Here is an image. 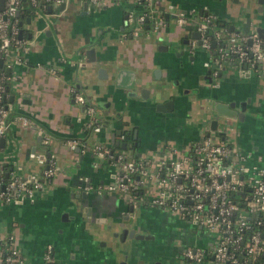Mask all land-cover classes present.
Listing matches in <instances>:
<instances>
[{
  "label": "crops",
  "instance_id": "0c3cea01",
  "mask_svg": "<svg viewBox=\"0 0 264 264\" xmlns=\"http://www.w3.org/2000/svg\"><path fill=\"white\" fill-rule=\"evenodd\" d=\"M143 1L51 0L45 10L34 8L22 16L23 47L2 59L9 125L0 143L1 170L41 176L44 164L34 154L44 148L58 166L33 201L0 202V238L17 230L30 253L24 255L28 264H45L42 253L48 244L52 264H184L178 256L181 248L212 247L214 235L204 227L138 198L132 203L124 193L95 189L111 179L114 168L96 156L92 146L100 142L112 147L117 129L135 134L134 156L140 157L153 156L149 151L165 155L172 146L185 149L212 131L233 144L224 126L230 122L240 144L235 146L250 154L247 163L264 165V60L248 75H241L238 66H225L208 81L204 61L209 51L197 48L190 53L182 43L186 37L198 38L200 11L240 33L264 28V0ZM28 5L29 0L21 6ZM145 10H150L149 19L132 35L137 24L128 20V12L137 16ZM178 10L187 18L182 25L176 20V27L172 19ZM153 17L160 23L155 32L150 30ZM92 48L95 57L88 60L86 51ZM144 87L148 93L141 91ZM75 92L96 106L99 131L88 126ZM167 99H173L171 110L156 109L157 102ZM231 101L238 111L246 101L242 119L216 113V102ZM20 116L28 122L22 123ZM214 118L216 129L210 126ZM39 127L50 138L47 146ZM73 138L77 146L70 148ZM126 151L131 153L130 146ZM130 211L139 232L149 234L134 243L131 252L128 239L120 242L112 235ZM208 256L188 264H219Z\"/></svg>",
  "mask_w": 264,
  "mask_h": 264
},
{
  "label": "built area",
  "instance_id": "2783aa9c",
  "mask_svg": "<svg viewBox=\"0 0 264 264\" xmlns=\"http://www.w3.org/2000/svg\"><path fill=\"white\" fill-rule=\"evenodd\" d=\"M46 1L51 0H29L38 9L45 7ZM89 1L98 4L104 0ZM114 1L140 3L143 0ZM147 1L149 5L150 0ZM21 3L22 0H4V7H0L2 59L11 51L19 52L23 47L21 38H16L19 36L17 15ZM127 17L137 24L131 34L138 35L150 17V10L137 16L128 12ZM186 18V12L178 10L176 20L180 25L186 23ZM215 19L213 14L200 11L197 24L199 36L191 40L192 47L199 42L202 48L209 51L210 56L204 64L210 66L211 74L217 75L225 66H238L241 75H248L252 69L258 70L264 60V35H259L257 31L240 33L227 24L215 25ZM159 26L160 23L153 17L152 27L157 29ZM74 96L78 103L84 104L88 126L92 131H99L101 124L95 106L87 104L78 92ZM6 104V87L1 76L0 137L9 125ZM19 119L24 124L28 122L24 116ZM39 130L42 133L41 142L47 146L50 138L43 135L42 128L39 127ZM68 146L76 147V139L69 140ZM92 150L114 168L108 182L95 185L98 192L124 193L130 200L138 198L212 232L214 236L210 249L188 247L185 250V255L194 262H203L211 255L215 263L253 264L257 261L264 264V260H256L264 254V165L247 163L250 154H245L225 137L207 133L185 149L172 146L165 155L156 157L131 156L126 151L113 150L110 145L100 142L95 143ZM34 156L44 164L41 176L7 174L5 176L9 177L5 179L0 168L1 203L22 202L24 199L33 201L36 190L42 188L45 180L57 171L54 155L45 148ZM89 184L87 181V187ZM51 251L52 247L48 244L43 255L45 264H52ZM0 264H28L13 232L0 238Z\"/></svg>",
  "mask_w": 264,
  "mask_h": 264
},
{
  "label": "flooded vegetation",
  "instance_id": "af4514ba",
  "mask_svg": "<svg viewBox=\"0 0 264 264\" xmlns=\"http://www.w3.org/2000/svg\"><path fill=\"white\" fill-rule=\"evenodd\" d=\"M150 30L152 31V32H155V31H158L159 30V27L157 28V29H155L154 27H151L150 28ZM198 30V29H197ZM257 31V30H256ZM199 32V31H198ZM258 32V31H257ZM263 34H264V32H263ZM183 44H186V45H188V51L191 53V52H193L195 49H197V48H202L200 45H199V42L195 45V46H191V39L189 40H187V37H186V39L185 40H183V42H182ZM204 49V48H203ZM183 51H185V50H183ZM205 62V61H204ZM204 66H205V68H206V72L208 73V81H210V77H211V68H210V66H206L205 64H204ZM95 108H96V106H95ZM96 111H97V108H96ZM229 117H238L237 115H232V116H229ZM229 126V125H231V123L230 122H225L224 123V126ZM137 138H136V136H135V134H133L132 133V131L131 130H128V129H124V128H120V129H117V130H115V132H113V138H112V144L115 142V143H118V144H120L122 147H123V144H125V147H123V149H122V151H126L127 149H128V147L130 146V148H131V153L130 154H128V155H131V156H134V148L136 147V145L138 144V142H137V140H136ZM111 148H113V147H111ZM113 150H119V149H117V148H115V149H113ZM127 152V151H126ZM130 202H132V203H135V199H133L132 201H130ZM146 203V202H145ZM129 207H133V205L132 204H130L129 205ZM135 217V213L134 212H128V215H126L122 220H120V223H119V225H120V230H117V231H114V232H112L113 234V236H115V237H118V240L121 242V241H124L125 239H128L129 241H130V243H129V247H128V249H129V251L131 252V251H134V243H138L139 241H141V239H143V238H135V237H130V236H128V234H129V231L133 228V229H135V232H139L140 230H139V228H137V226L135 225L136 223H135V221L133 220V218ZM123 228H128L127 229V234L124 236H121V232H122V230H123ZM138 230V231H137ZM140 248V247H139ZM188 247H184V248H181V250H180V253H178V256L180 257V259L184 262V264H188L189 262L190 263H197V262H194L192 259H190V258H188L186 255H185V250L187 249ZM191 248H193V247H191ZM193 249H195V248H193ZM110 251H113V250H111L110 249ZM141 251V253L142 254H144V253H146L147 251L146 250H140ZM154 252H156V251H154ZM149 253H150V251H149ZM158 255V254H157ZM201 263V262H200Z\"/></svg>",
  "mask_w": 264,
  "mask_h": 264
},
{
  "label": "water",
  "instance_id": "95a60500",
  "mask_svg": "<svg viewBox=\"0 0 264 264\" xmlns=\"http://www.w3.org/2000/svg\"><path fill=\"white\" fill-rule=\"evenodd\" d=\"M0 7H1V9L4 7V0H0ZM84 8H86V3L84 4ZM17 14H18V12H17ZM232 28H233V26H230V29H232ZM256 30L258 31L259 35H261V36L263 35L264 28L257 27ZM21 35H22V31L19 30V37H21ZM198 35H199V32L196 30V36H198ZM213 45H214V43H213ZM90 52H92L91 55H89ZM86 56H87L88 60H94V57H95L94 48L88 49L86 51ZM1 66H2V58H0V67ZM157 71H158V69H157ZM6 73H7V75H9V67H7V72ZM141 91L142 92L146 91L147 93L149 92L148 88H145V87L142 88ZM146 96H148V94ZM155 106H156V109L161 110V111L171 110L172 107H173V99H167V100H165L163 102H157ZM245 107H246V101L240 102L239 108H238L239 111L235 108V103L233 101L228 102V103L216 102L214 104V108H215L217 114L226 115V116L237 115L241 119L243 118L242 114L244 112ZM216 125H217V119L214 118V119L211 120V125L210 126H211L212 129H216ZM135 132H136V130H135ZM3 140H4V138L0 137V143H2ZM123 147H125V144H123ZM6 175H7V173H6ZM127 229L128 228H123L122 232L120 233L121 236H123V235L125 236L127 234ZM128 236H130V237L133 236L135 238H144V237L148 238L149 234L148 233H143V232H135V229L132 228L129 231Z\"/></svg>",
  "mask_w": 264,
  "mask_h": 264
},
{
  "label": "trees",
  "instance_id": "16d2710c",
  "mask_svg": "<svg viewBox=\"0 0 264 264\" xmlns=\"http://www.w3.org/2000/svg\"><path fill=\"white\" fill-rule=\"evenodd\" d=\"M24 1H27V0H22V2H24ZM49 2L50 1H46L45 3V7H40L42 10H45L46 9V7L48 6V4H49ZM44 3V2H43ZM21 5H22V3H21ZM35 8V6L34 5H32L30 2H29V5L28 6H25V7H22L21 6V8H20V11H19V14L17 15L18 16V21H17V24L19 25V28H20V26H21V24H20V21L22 20L21 18H22V16H24L25 14H30V13H32L33 12V9ZM223 24H227V22L226 21H223V20H221V19H215V25H223ZM228 25V24H227ZM16 38H20L19 36H16ZM112 149H115V148H117V149H119V150H122L123 149V147L120 145V144H118V143H113V145H112ZM134 154V153H133ZM6 174L4 173V176H5ZM9 176H5V179H7ZM255 226V225H254ZM256 260H264V254H260L258 257H257V259ZM253 264H258L257 263V261H255Z\"/></svg>",
  "mask_w": 264,
  "mask_h": 264
},
{
  "label": "rangeland",
  "instance_id": "374dc122",
  "mask_svg": "<svg viewBox=\"0 0 264 264\" xmlns=\"http://www.w3.org/2000/svg\"><path fill=\"white\" fill-rule=\"evenodd\" d=\"M174 20V21H173ZM172 21H173V24H174V26L176 25V27L178 26L177 25V22H176V19L175 18H173L172 19ZM171 21V22H172ZM242 24H243V22H241V21H238L237 22V25H241L242 26ZM244 25V24H243ZM177 89H180V87H177ZM199 116H200V114H199ZM201 123H204L203 121L201 122ZM225 129L227 130L226 132H228V136H230V138H232V142H233V144L234 145H236L237 147H239V145L240 144H238V138H237V135H235V131L232 129L231 130V127L230 126H227V127H225ZM215 132L214 131H212V134H214ZM232 135H233V137L235 136V140L233 139V137H232ZM159 149V148H158ZM148 154H152V155H154L153 157H156V156H158L159 155V153L158 152H156V151H149L148 152ZM84 176V175H83ZM85 177H87V176H85ZM174 215V214H173ZM16 231L17 230H15V231H13V233L14 234H16ZM11 232V231H10ZM17 237H18V239H19V242H21L22 241V237L20 236V233H18L17 232ZM23 240H24V237H23ZM20 247H21V249L23 250V252H24V255L26 256V257H30V253H28V251H27V247L24 245V243H22L21 242V244H20ZM44 255V252L42 253V256ZM219 264H227V263H224V262H221V263H219Z\"/></svg>",
  "mask_w": 264,
  "mask_h": 264
}]
</instances>
